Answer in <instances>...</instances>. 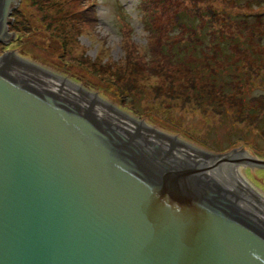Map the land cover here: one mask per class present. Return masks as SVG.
I'll list each match as a JSON object with an SVG mask.
<instances>
[{
	"label": "water",
	"instance_id": "water-1",
	"mask_svg": "<svg viewBox=\"0 0 264 264\" xmlns=\"http://www.w3.org/2000/svg\"><path fill=\"white\" fill-rule=\"evenodd\" d=\"M21 0H0V42ZM264 160L0 56V264H264Z\"/></svg>",
	"mask_w": 264,
	"mask_h": 264
},
{
	"label": "rangeland",
	"instance_id": "rangeland-1",
	"mask_svg": "<svg viewBox=\"0 0 264 264\" xmlns=\"http://www.w3.org/2000/svg\"><path fill=\"white\" fill-rule=\"evenodd\" d=\"M155 1L164 2L150 24L142 0H93L98 17L93 22L81 16L68 17L79 14L89 1L21 0L17 13L12 14L14 37L9 43L0 42V56L4 50L16 51L97 87L100 95L112 98L122 109L175 129L178 138L195 139V145H206V151L244 147L246 154L264 160V103L260 97L264 95V45L256 38L264 41V18L261 22V18L254 21L255 17H250L255 24L252 29L245 36L235 33L239 40L234 44L241 43L248 50L230 48L235 67L228 65L229 72L246 76V84L239 87L232 76L224 89L202 74L205 71L209 76L212 65L230 78L225 61L211 62L203 71L193 63L188 66L197 60L189 49L181 53L185 63L174 64L170 49L167 54L159 48V43L167 41L162 47L166 48L180 39H171L175 15L194 7L197 0ZM198 1L203 11H215V28H225L226 36L245 21L237 13H264V1L259 0ZM190 42L187 37L180 43ZM201 57L198 64L203 65L207 57ZM255 176L264 184L263 166L255 164Z\"/></svg>",
	"mask_w": 264,
	"mask_h": 264
},
{
	"label": "trees",
	"instance_id": "trees-1",
	"mask_svg": "<svg viewBox=\"0 0 264 264\" xmlns=\"http://www.w3.org/2000/svg\"><path fill=\"white\" fill-rule=\"evenodd\" d=\"M257 1L258 0H255V2ZM262 1L264 0H259V3H263ZM83 2H88V4H86V6L83 7V10L79 14L70 15L68 17H76V16L80 17L81 16L83 19L85 20L87 19L89 22L98 21L97 20L98 17L95 14L96 7H95L93 0H83ZM162 2L164 1L157 3L155 0H142L141 4L143 5V13L145 17L147 16L146 19L149 20L150 24L154 20L153 17L157 16L155 11L159 9L161 10L160 6ZM199 4L200 2L197 0L196 5L194 7L181 9L178 11V13H176L175 18H174L175 24L172 27L171 39H173V41H175L178 37L180 39H177L176 42H174V44L171 47L165 46L166 48H162V47L167 41L159 43V46H160L159 48H161L160 50L163 53H167V54H168V50L170 49L169 52L172 53V55H174V60H173L174 64L179 63V62L185 63V61L181 59L182 58L181 53L183 49L187 48L191 52H193V54H196V57H197V60L191 61L188 64V66H191L193 63L195 64V66L200 67L204 71V68L212 64L211 62L217 63L218 61H225L227 63V66H226L227 68L228 65L231 66V64H233L232 60H230V54L233 51L228 52L230 51V48H233L234 46L236 49L240 51L248 50V47L241 45V43L236 42L237 44H234L235 41L239 40L238 36H236L235 33L244 35L245 32H247L249 29H252V27L255 24H253L254 22L250 20V17L252 18L255 17L254 21L261 18V22H263L264 13L256 12L255 14L253 13L251 15L247 13H237L236 15H238L240 18H243L245 21H243L240 24V26H237L238 29L234 30L235 31L234 33L229 34V36H226L227 32L225 28H223L222 26H218L217 28H215V23L217 22L216 20H218V17L216 18L215 16V11L211 9L207 11H203ZM237 4L241 6V2H237ZM188 9H190L191 11L190 10L188 11ZM17 10L18 9L16 8L13 11V15L17 13ZM217 13L220 14V12H217ZM228 15L230 18L233 19L232 14H228ZM256 34L257 33H255V35ZM187 37H188V40L191 41L189 44L190 46L184 43L183 44L180 43L182 38H187ZM256 38L260 46H263L264 41L262 37L259 36ZM208 40H210V45L207 44ZM212 45L216 46V48L219 47V49L216 50L215 47H211ZM178 49H181V50H178ZM210 55H214L216 58L213 60H210L209 59ZM200 56L207 57L204 60L203 65L198 64V62L202 61V57L200 58ZM233 65L235 67V64ZM210 69H211V72H209L208 74L209 76L205 74V71L203 72L202 76L206 80H209L211 82L214 81L215 84L221 83V86H223L224 89L226 86L225 84H229L232 82V79H233L232 76L236 77V79H233V80H237V82L239 83L238 85L239 87H242L246 84V76H242L240 73L229 72V67H228V72L226 76L229 75L230 78H226L222 76L221 75L222 72H220L219 71L220 69H218L217 67H213L211 65ZM260 97L264 103V95Z\"/></svg>",
	"mask_w": 264,
	"mask_h": 264
},
{
	"label": "bare ground",
	"instance_id": "bare-ground-1",
	"mask_svg": "<svg viewBox=\"0 0 264 264\" xmlns=\"http://www.w3.org/2000/svg\"><path fill=\"white\" fill-rule=\"evenodd\" d=\"M11 53H14V54H16V55H18V56H21V55L18 54L16 51H11ZM21 57H23V56H21ZM23 58H26V57H23ZM26 59L31 60V59H29V58H26ZM31 61L36 62V63H38V64H41V63H39V62H37V61H35V60H31ZM41 65H43V66H45V67H48V68H50V69H53V68H51V67H49V66H46V65H44V64H41ZM53 70H55V69H53ZM55 71H58V70H55ZM58 72H59V71H58ZM60 73H61V72H60ZM115 105H116V104H115ZM121 111L128 112V111H126V110H124V109H122V108H121ZM178 139H181V138H178Z\"/></svg>",
	"mask_w": 264,
	"mask_h": 264
}]
</instances>
